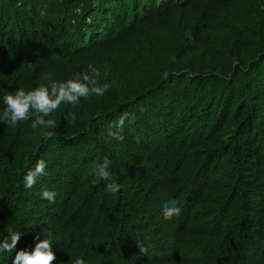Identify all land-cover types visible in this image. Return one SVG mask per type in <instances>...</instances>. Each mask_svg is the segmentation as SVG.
<instances>
[{"label": "trees", "instance_id": "obj_1", "mask_svg": "<svg viewBox=\"0 0 264 264\" xmlns=\"http://www.w3.org/2000/svg\"><path fill=\"white\" fill-rule=\"evenodd\" d=\"M89 64L111 88L62 104L52 139L0 120V239L22 234L0 264L46 231L54 264H264V0H0V96Z\"/></svg>", "mask_w": 264, "mask_h": 264}, {"label": "clouds", "instance_id": "obj_2", "mask_svg": "<svg viewBox=\"0 0 264 264\" xmlns=\"http://www.w3.org/2000/svg\"><path fill=\"white\" fill-rule=\"evenodd\" d=\"M100 76V70L89 64L85 71L76 72L65 81L54 80L49 74L46 77L47 83L40 84L34 89L26 91L24 88H17L15 91L7 92L0 96V101L5 106L0 113V120L13 128L17 127L20 122L31 120L30 127L33 130L40 127L45 130L41 133L45 140L52 139L55 136V131L49 129L55 130L58 125L54 119L47 117H51L52 113L58 110L62 104L72 105L75 108L82 99L87 100L93 95L104 96L111 88V84H100ZM68 117L74 123L76 121L75 111L68 113ZM135 120V113L124 112L113 125L109 126L108 137L123 142V130L126 122L131 125L135 123ZM110 164L111 161L105 156L103 161L96 166L94 174L99 179L108 182L106 184L107 192L115 194L120 191V185L112 180V174L109 171ZM46 168L47 161L38 160L35 166L24 175V187L28 189L34 187L37 178L46 174ZM56 195L55 190L47 188L42 189L41 192L42 199L50 203H55ZM180 213L181 208L178 206V201H171L163 210V215L168 220L179 216ZM44 235L46 236L45 239H40L39 235L35 237L36 243L31 251L23 249L16 251L12 264H54L56 255L53 251L51 234L46 231ZM21 237L22 234L12 232L7 239H0L2 241L0 242V254L13 252ZM139 250L141 254L147 252V249L141 246H139ZM70 264H85V261L77 257L70 260Z\"/></svg>", "mask_w": 264, "mask_h": 264}]
</instances>
